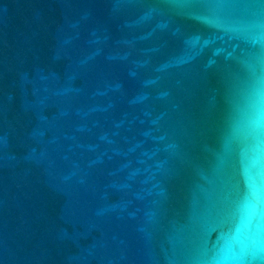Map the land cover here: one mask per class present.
Masks as SVG:
<instances>
[{
	"label": "water",
	"instance_id": "95a60500",
	"mask_svg": "<svg viewBox=\"0 0 264 264\" xmlns=\"http://www.w3.org/2000/svg\"><path fill=\"white\" fill-rule=\"evenodd\" d=\"M0 264H264V0H0Z\"/></svg>",
	"mask_w": 264,
	"mask_h": 264
}]
</instances>
